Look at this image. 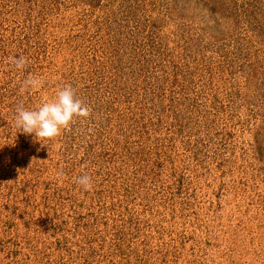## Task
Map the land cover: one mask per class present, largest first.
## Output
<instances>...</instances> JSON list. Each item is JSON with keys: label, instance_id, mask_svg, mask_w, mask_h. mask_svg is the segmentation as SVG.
Listing matches in <instances>:
<instances>
[{"label": "rangeland", "instance_id": "374dc122", "mask_svg": "<svg viewBox=\"0 0 264 264\" xmlns=\"http://www.w3.org/2000/svg\"><path fill=\"white\" fill-rule=\"evenodd\" d=\"M0 264H264V0H0Z\"/></svg>", "mask_w": 264, "mask_h": 264}, {"label": "clouds", "instance_id": "9594fccd", "mask_svg": "<svg viewBox=\"0 0 264 264\" xmlns=\"http://www.w3.org/2000/svg\"><path fill=\"white\" fill-rule=\"evenodd\" d=\"M11 62L17 69H23L28 63L25 56L12 57ZM24 90L36 89L41 86L38 77L29 76L23 82ZM91 109L76 97L71 85H64L56 92L54 100L43 103L37 109L29 110L19 104L15 110L14 125L21 133L34 136L37 141L59 137L62 130L69 129L74 117L88 118ZM61 175H63L61 173ZM75 183L87 192L92 190V177L82 174L75 178Z\"/></svg>", "mask_w": 264, "mask_h": 264}, {"label": "trees", "instance_id": "16d2710c", "mask_svg": "<svg viewBox=\"0 0 264 264\" xmlns=\"http://www.w3.org/2000/svg\"><path fill=\"white\" fill-rule=\"evenodd\" d=\"M93 59V58H92ZM111 64L114 63V66L110 65V69H112V74H120L121 72V67L119 66V60L115 59L113 56H111ZM122 73V72H121ZM159 90V86H155V90L154 91H157ZM155 93V92H154ZM156 94H154L155 96ZM154 118H158V117H154ZM145 127V125L143 126ZM142 133H145V132H142ZM141 134V133H140ZM121 137H129V136H125V134H122L120 135ZM141 137V135H140ZM127 139V138H125ZM131 145V143H129L128 141L124 140V145H123V148H127V152L125 154H128V159H131L130 157H133L135 158L136 154L138 152H140V146L138 144L134 145V146H131V151H129V147L127 145ZM133 145V144H132ZM87 147H90V146H87ZM139 149V150H138Z\"/></svg>", "mask_w": 264, "mask_h": 264}]
</instances>
